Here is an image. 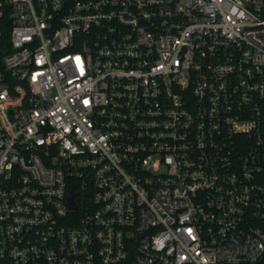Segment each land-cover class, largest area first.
<instances>
[{
    "label": "built area",
    "instance_id": "built-area-1",
    "mask_svg": "<svg viewBox=\"0 0 264 264\" xmlns=\"http://www.w3.org/2000/svg\"><path fill=\"white\" fill-rule=\"evenodd\" d=\"M0 264H264V0H0Z\"/></svg>",
    "mask_w": 264,
    "mask_h": 264
},
{
    "label": "water",
    "instance_id": "water-1",
    "mask_svg": "<svg viewBox=\"0 0 264 264\" xmlns=\"http://www.w3.org/2000/svg\"><path fill=\"white\" fill-rule=\"evenodd\" d=\"M69 205L72 209H75V204H74V192L70 190V198H69Z\"/></svg>",
    "mask_w": 264,
    "mask_h": 264
}]
</instances>
